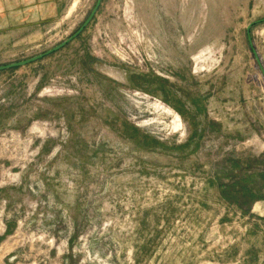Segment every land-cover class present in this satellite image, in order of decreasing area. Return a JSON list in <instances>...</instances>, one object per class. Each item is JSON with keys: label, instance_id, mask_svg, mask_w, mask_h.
Wrapping results in <instances>:
<instances>
[{"label": "rangeland", "instance_id": "1", "mask_svg": "<svg viewBox=\"0 0 264 264\" xmlns=\"http://www.w3.org/2000/svg\"><path fill=\"white\" fill-rule=\"evenodd\" d=\"M61 2L0 67L97 0ZM253 50L264 0H102L0 72V264H264Z\"/></svg>", "mask_w": 264, "mask_h": 264}, {"label": "crops", "instance_id": "2", "mask_svg": "<svg viewBox=\"0 0 264 264\" xmlns=\"http://www.w3.org/2000/svg\"><path fill=\"white\" fill-rule=\"evenodd\" d=\"M61 12V0H0V30L47 24L56 20Z\"/></svg>", "mask_w": 264, "mask_h": 264}, {"label": "water", "instance_id": "3", "mask_svg": "<svg viewBox=\"0 0 264 264\" xmlns=\"http://www.w3.org/2000/svg\"><path fill=\"white\" fill-rule=\"evenodd\" d=\"M102 4V0H97L92 12L90 13L89 17L87 18V20L84 22V24L79 28V30H77L71 37H69L66 41H64L63 43H61L60 45H58L57 47L45 52L44 54H41V55H38L34 58H31L29 60H26V61H23V62H19V63H14V64H10V65H7V66H3V67H0V72H3V71H7V70H11V69H16V68H21V67H25L27 65H30V64H33V63H36L42 59H44L45 57H48L58 51H60L61 49L65 48L69 43L73 42L74 40H76L83 32L84 30L89 26V24L93 21V19L95 18L100 6ZM249 29L248 28V40H249V44L250 46H252L251 44V39H250V34H249ZM253 54L256 58V61L261 69V72L264 76V69L263 67L261 66V63L258 59V56L256 54V52L253 50Z\"/></svg>", "mask_w": 264, "mask_h": 264}, {"label": "bare ground", "instance_id": "4", "mask_svg": "<svg viewBox=\"0 0 264 264\" xmlns=\"http://www.w3.org/2000/svg\"><path fill=\"white\" fill-rule=\"evenodd\" d=\"M164 111V110H163ZM165 112H166V110H165ZM169 112V111H168ZM176 120V119H175ZM179 119L177 118V121H178Z\"/></svg>", "mask_w": 264, "mask_h": 264}]
</instances>
